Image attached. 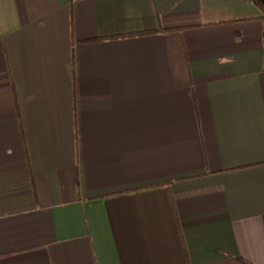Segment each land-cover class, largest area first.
<instances>
[{
	"label": "crops",
	"instance_id": "0c3cea01",
	"mask_svg": "<svg viewBox=\"0 0 264 264\" xmlns=\"http://www.w3.org/2000/svg\"><path fill=\"white\" fill-rule=\"evenodd\" d=\"M0 264H264L261 0H0Z\"/></svg>",
	"mask_w": 264,
	"mask_h": 264
},
{
	"label": "water",
	"instance_id": "95a60500",
	"mask_svg": "<svg viewBox=\"0 0 264 264\" xmlns=\"http://www.w3.org/2000/svg\"><path fill=\"white\" fill-rule=\"evenodd\" d=\"M261 2L264 4V0H261Z\"/></svg>",
	"mask_w": 264,
	"mask_h": 264
}]
</instances>
